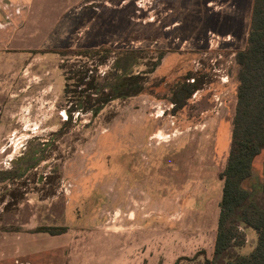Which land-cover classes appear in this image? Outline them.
<instances>
[{"label":"rangeland","instance_id":"obj_1","mask_svg":"<svg viewBox=\"0 0 264 264\" xmlns=\"http://www.w3.org/2000/svg\"><path fill=\"white\" fill-rule=\"evenodd\" d=\"M252 4L0 0V172L13 176L0 181V264H174L201 250L212 258L216 213L185 203L223 190L238 110L241 127L249 123L238 53ZM87 69L84 83L139 74L145 91L93 114L111 90L79 84ZM194 80L177 106L181 83ZM252 164L248 185L261 179L264 149ZM235 237L249 254L259 234L243 225Z\"/></svg>","mask_w":264,"mask_h":264},{"label":"trees","instance_id":"obj_2","mask_svg":"<svg viewBox=\"0 0 264 264\" xmlns=\"http://www.w3.org/2000/svg\"><path fill=\"white\" fill-rule=\"evenodd\" d=\"M238 62L240 65L238 78L241 82L238 100L244 114L250 116L249 123L242 128L244 120L240 119L244 115H239L241 111L238 110L229 159L221 173L224 185L214 253L209 259L205 250H201L193 257H179L174 264H180L183 260L189 261L190 264H264V170L261 179L256 178V182L248 185L257 176L252 164L253 159L264 149V0H253L248 44L238 53ZM115 67H118L117 63ZM87 72L88 69L78 71L77 74L81 78L79 84L90 85V88L98 92L105 88L111 90V94L101 99L99 105L92 110L93 114H97L108 100L137 95L146 88L139 74L126 76L111 85H97L84 83L83 79L86 78ZM181 84L184 85H180V90L176 91L178 96L172 99L177 106H182L184 100L198 88L196 80L189 84ZM250 98L257 99L255 113L245 108ZM0 174V181L13 177L7 170L1 171ZM227 215L232 216L231 227L224 226ZM243 225L253 227L259 234L258 244L249 254H242L239 251L243 244L235 237L236 227Z\"/></svg>","mask_w":264,"mask_h":264},{"label":"crops","instance_id":"obj_3","mask_svg":"<svg viewBox=\"0 0 264 264\" xmlns=\"http://www.w3.org/2000/svg\"><path fill=\"white\" fill-rule=\"evenodd\" d=\"M32 1H34V0H32ZM229 137H231L230 131H229V136L227 137L228 141H227L226 145L222 146L218 143L220 140L219 136H218V141H217L218 146H221V148L226 147V149H227L228 143H230ZM222 194H223V190L221 192H219V194L216 197L212 196V195H208V196H205L203 198V200L200 199V197H198L199 201L197 199H192L194 202L188 201L187 203H185L186 204L185 207L190 211H196V214H203V215L207 216L208 213H210V212L213 213L214 215L216 213V216L214 218V225L212 227L214 230L213 235H216V232L218 231V224H219V217H220V202L222 199ZM198 229H200V231H202L201 232L202 236H204V233L208 229V225H206L205 227L203 225H201ZM171 243H172L171 244L172 245V257L175 258L178 255V253H175V252H178L177 250H178L179 243H177L176 241H172Z\"/></svg>","mask_w":264,"mask_h":264}]
</instances>
